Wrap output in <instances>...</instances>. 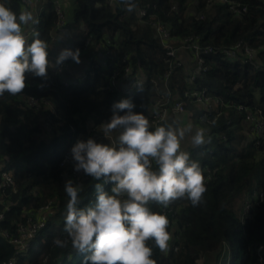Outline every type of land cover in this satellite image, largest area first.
Wrapping results in <instances>:
<instances>
[{
	"label": "trees",
	"instance_id": "16d2710c",
	"mask_svg": "<svg viewBox=\"0 0 264 264\" xmlns=\"http://www.w3.org/2000/svg\"><path fill=\"white\" fill-rule=\"evenodd\" d=\"M111 1L73 0L66 20L76 30L67 47L88 56L98 44L111 57L105 56L104 63L89 61L78 85L62 84L58 76L62 65L51 66L45 77L26 73L22 92L0 97V158L6 157L14 175V189L0 191V231L15 235L18 222L39 210L48 211L45 224L16 264H81L83 254L71 246L63 230L69 197L61 179L73 165L70 161L61 166L60 160L70 156L71 145L86 133L90 121L110 118L113 103L121 98H130L133 111L149 116L164 82L169 91L165 104L182 102L193 126L206 128L210 139L197 146L182 141L206 177L201 202L194 206L187 198H177L166 208L152 205L167 213L172 235L166 251L153 245L156 264H197L198 258L212 252L218 259L227 245L225 264H264V133L253 129L256 120H264V0H137L138 8L146 11L141 17ZM8 5L17 13L23 9L19 0H8ZM56 19L54 3L48 0L39 12L36 30L50 45V64L60 50L50 39ZM152 19L168 28L176 47L184 38H191L201 50L211 47L212 52L202 54L207 69L192 78L193 65L173 64L155 37ZM235 47L236 55L228 56L225 50ZM114 64L120 75L126 74V67L129 74L137 70L144 74L133 92L105 87V67ZM152 77L159 85L152 84ZM202 89L209 98L207 106L190 94ZM32 97L40 101L39 109L31 104ZM44 98L53 103L52 112L45 103L42 109ZM46 114L50 135L42 139ZM165 121H174L172 112ZM73 175L74 182L84 184L81 205L94 202L96 181L83 171ZM103 187L110 190L111 184ZM239 197L249 199L242 217L235 206ZM54 237L67 243L57 246ZM13 254V244L0 235V264Z\"/></svg>",
	"mask_w": 264,
	"mask_h": 264
},
{
	"label": "clouds",
	"instance_id": "9594fccd",
	"mask_svg": "<svg viewBox=\"0 0 264 264\" xmlns=\"http://www.w3.org/2000/svg\"><path fill=\"white\" fill-rule=\"evenodd\" d=\"M113 4L141 11L137 0ZM30 23H38L33 11L24 8L17 13L8 0H0V97L22 92L26 73L45 77L51 66H61L69 58L80 60L79 48L55 44L60 50L50 64L48 41L37 30L31 39L24 31ZM134 107L128 97L115 101L110 118L98 126L109 141L118 130L113 142L88 136L70 147L73 169L96 181L95 201L83 206L84 184L70 177L64 182L69 198L63 230L71 246L83 254L81 264H156L153 245L166 251L171 233L167 213L152 205L166 208L177 198H187L195 206L206 191L200 162L182 141L189 136L193 146L202 145L210 139L207 129L178 120L153 127L149 116ZM105 183L111 184L110 190L104 189ZM53 243L63 247L67 241L54 237Z\"/></svg>",
	"mask_w": 264,
	"mask_h": 264
},
{
	"label": "built area",
	"instance_id": "2783aa9c",
	"mask_svg": "<svg viewBox=\"0 0 264 264\" xmlns=\"http://www.w3.org/2000/svg\"><path fill=\"white\" fill-rule=\"evenodd\" d=\"M20 3L23 5L24 8H28L29 10L33 11L34 15L38 18L40 10L43 8L44 4L48 0H19ZM54 3V9L57 15L56 19V29L51 34V42H53L56 45H59L60 48L67 47V42L63 41V34H66L67 26L66 24V14L64 11V5L59 0H51ZM112 2L111 0H109ZM233 7V6H232ZM22 9V10H23ZM141 11L138 12L139 16H144L146 11L143 8H140ZM153 20V19H152ZM36 24H29L24 27V31L29 36L32 35L33 30H36ZM151 26L153 27L155 37L157 38L158 42L165 48L166 54L169 55L172 60L173 64L179 65L182 61H185V57L183 55V52L188 51L191 54V62L189 64L193 65V69L191 72V77H195L198 74H200L202 71L207 69V65L205 63L204 58L202 57V54L204 53H210L213 50L211 47L203 48V50L200 49V47L192 41L191 38H184L181 40V45L178 47L174 46V40L171 38L170 31L168 28H166L162 23L153 20L151 21ZM85 27V26H84ZM83 27V28H84ZM76 30H73V34H75ZM73 37V35H72ZM85 46H88L89 44V38H87L84 42ZM98 45V44H97ZM100 48L103 57H111V53L109 50H106L105 47ZM238 48L239 45H236ZM230 48L225 50L226 54L228 56H235V52L238 51L237 48ZM245 52L253 54V50L245 47ZM246 60V59H243ZM72 62V61H71ZM70 61H66L59 69H58V76L61 80V83L64 85H78L79 79L78 76L71 77L68 75V71L70 70ZM126 74L130 77V85L128 88L125 89V91L122 90V93H131L134 91V87L138 85L141 82V77L137 74H129L131 70H129L128 67L125 68ZM71 71V70H70ZM90 73H93L90 71ZM169 73V71H168ZM121 75L119 74L118 65L114 64L113 66L110 65V68L105 72V80L106 84L105 87L108 89H117L118 83L117 80ZM151 82L153 85H159V80L155 77L151 78ZM162 93L156 97L154 104L152 107L148 110L149 119L151 121V124L154 126L162 123L164 120L167 119L169 115V111L174 114L175 111H186L182 105V102L175 101L174 103L170 104L169 107L165 104L168 100L169 91L167 89V83L164 82L162 84ZM191 96L195 97L198 101L208 105L209 98L205 95V89L202 90H191L190 91ZM31 104L35 106V108H40V101L36 98L30 99ZM44 109V103L46 105V108L50 110L51 112L54 110L53 103L49 100L44 98L42 100ZM187 112V111H186ZM188 113V112H187ZM46 121L44 122V125L46 128H48V122L49 118L47 117V114L42 117ZM188 116V121H189ZM106 121L102 120L98 122L100 125L101 122ZM256 124L253 126V129H255L256 132H258L260 135L264 133V120L259 118L255 122ZM98 125V126H99ZM88 125L86 129V133L92 134L94 136H101L104 137L102 132H97V128L99 127ZM85 133V134H86ZM249 132L248 134H250ZM84 133H80L77 137V139H82L80 137L85 135ZM252 135V134H250ZM76 139V140H77ZM71 161L70 156H65L60 160V165L66 166L67 162L69 163ZM13 170L8 166L6 157L0 158V191H4L5 188H10L11 190L14 189V178H13ZM8 206H5V209H7ZM23 215H25L23 213ZM46 217H48V211L47 210H39L35 214L32 213L31 215H28L26 217V221L18 222L17 228H16V234L10 236L6 231H0V235L7 238L8 242L13 244L14 246V254L7 260L6 264H16L17 259L21 256H23L29 249L32 239L36 236V234L39 232V230L42 228V226L46 222ZM3 219V212H0V220ZM65 264V263H60Z\"/></svg>",
	"mask_w": 264,
	"mask_h": 264
},
{
	"label": "rangeland",
	"instance_id": "374dc122",
	"mask_svg": "<svg viewBox=\"0 0 264 264\" xmlns=\"http://www.w3.org/2000/svg\"><path fill=\"white\" fill-rule=\"evenodd\" d=\"M61 3L65 4V10L67 12V14L69 15L70 12L72 11V8H73V0H59ZM153 28V27H152ZM154 31V30H153ZM74 62H71L70 61V70L67 72V73H72L73 76H76V74L74 73V68H73V64ZM75 71H77V68L75 69ZM90 125H93V126H98L99 124L98 123H92L90 121ZM97 132H101L99 131V129L97 128ZM248 134V133H247ZM50 133L48 134V128L45 130V135H41L42 139H47L46 136L49 137ZM118 135V130L117 131H114L113 134H112V140H108L106 137H101V136H94L92 134H89V133H86L84 136L80 137V138H87L88 136H92L94 137L96 140L98 141H102V142H105V143H109V142H113L115 140V137ZM186 140H189L188 137L186 136L185 139ZM61 166H64V165H61ZM68 170L67 172H64V177L61 179L62 183L65 182V180L67 178H69L70 176H74L73 174H76L77 171H75L73 169V166H70L68 167ZM249 202V199L247 198H242V197H239L237 200H236V203H235V206L237 208V210L239 211V217H242L243 216V212L241 211L243 206H245L247 203ZM246 207V206H245ZM171 239H172V235H171ZM169 246H171V240H169ZM225 248V247H223ZM221 248L220 250V253H219V258L217 259L218 255L216 256V252H212V253H209V254H206L204 256H201L200 258L197 259L196 263L197 264H225L222 259H223V250H228V245L226 246L225 249Z\"/></svg>",
	"mask_w": 264,
	"mask_h": 264
},
{
	"label": "crops",
	"instance_id": "0c3cea01",
	"mask_svg": "<svg viewBox=\"0 0 264 264\" xmlns=\"http://www.w3.org/2000/svg\"><path fill=\"white\" fill-rule=\"evenodd\" d=\"M63 5H64V11L66 14V19H68V16H70V14L69 15L67 14V12L65 10V4H63ZM65 25L67 26L68 32L66 34H63L64 35L63 41L68 43V40L70 38H72V35L74 36L75 34H73V31L70 29V26H68L67 23ZM89 47L90 46L87 47L88 48L87 50L84 49V51L86 50V52H87L90 49ZM99 49L100 48L98 47V45H96V46H94V49H92L90 52H87L88 56H86L85 53H80L79 54L80 55L79 62L72 61V62H74L72 65H73L74 73L76 74V76L80 77L85 72V69L87 68L88 63L91 60H97L99 62L104 63L105 58L103 57V55ZM183 55L185 57V62L190 63L191 62V54L188 51H185V52H183ZM76 68H77V71H75ZM108 68H109L108 66L105 67V72L108 70ZM136 72L141 78L144 77V74L140 70H137ZM68 75L73 77L72 73H68ZM117 83H118L119 89L125 91V89L128 88L130 85V77L123 74L118 78ZM147 114H148V111H147ZM174 120H176V119L174 118ZM187 137L190 140V137L189 136H187Z\"/></svg>",
	"mask_w": 264,
	"mask_h": 264
},
{
	"label": "water",
	"instance_id": "95a60500",
	"mask_svg": "<svg viewBox=\"0 0 264 264\" xmlns=\"http://www.w3.org/2000/svg\"><path fill=\"white\" fill-rule=\"evenodd\" d=\"M173 115H174V118L176 120H178V122L180 124H183V123H187L188 122V115H187V112L186 111H182V112L175 111Z\"/></svg>",
	"mask_w": 264,
	"mask_h": 264
}]
</instances>
